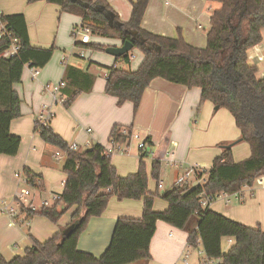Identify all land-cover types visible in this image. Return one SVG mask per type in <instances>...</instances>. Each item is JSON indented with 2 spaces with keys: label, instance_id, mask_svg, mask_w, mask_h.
<instances>
[{
  "label": "trees",
  "instance_id": "trees-1",
  "mask_svg": "<svg viewBox=\"0 0 264 264\" xmlns=\"http://www.w3.org/2000/svg\"><path fill=\"white\" fill-rule=\"evenodd\" d=\"M29 1L57 4L62 12L81 16V26L91 28L93 35L134 42V48L144 54L136 70L116 65L108 67L105 92L116 97L119 106L129 101L136 113L151 82L162 78L189 89L199 88L200 106L209 100L214 107L228 109L240 138L221 144V152L214 158L203 185H175L160 191L162 164L159 160L153 162L149 172L145 155H141L137 171L121 176L105 145L91 141L90 147L69 151L68 142L55 132L51 123L45 124L37 118L35 132L57 148L56 152L65 155L62 166L65 185L55 205L40 211L24 210L29 217L40 214L58 223L74 209L70 222L61 232L45 242L34 240L23 256L7 260L0 254V264H149L159 220L188 232V245L195 247L200 241L205 256L220 264H264V230L233 220L209 207L203 208L198 197L202 190L208 194L241 191L264 174V77L258 78L257 66L248 62V51L263 39L264 0H209L220 6L211 12L205 48L189 44L182 36L170 38L143 29L142 19L150 0L133 1L127 22L119 21L106 0ZM109 14L114 17V24L110 23ZM2 21L11 36L0 35V154L15 156L22 141L21 136L11 132L12 121L22 116V100L15 84L21 81L26 66L44 68L52 59L55 47L32 45L22 13L2 15ZM133 33L137 34L136 38ZM14 40L19 46L18 52L10 57L3 56ZM80 44L106 49L100 44L76 42ZM116 60L130 63L131 54ZM62 80L66 82L62 89L67 99L65 106L69 107L82 92L93 89L95 76L67 64ZM133 133L131 126L115 125L109 142L127 150ZM145 140L151 146L150 137ZM235 142L247 143L250 156L234 160L232 147L227 146ZM22 176L32 188L42 183V177L29 169H24ZM150 177L157 180L154 192L149 189ZM113 198L143 200L142 217H119L110 244L101 256L80 250L78 240L89 220L101 216ZM157 199L168 202V208L156 210ZM70 227V233L64 235ZM224 238L232 240L227 248L223 245Z\"/></svg>",
  "mask_w": 264,
  "mask_h": 264
},
{
  "label": "crops",
  "instance_id": "crops-1",
  "mask_svg": "<svg viewBox=\"0 0 264 264\" xmlns=\"http://www.w3.org/2000/svg\"><path fill=\"white\" fill-rule=\"evenodd\" d=\"M106 1L118 15L119 21L127 22L130 20L132 2L136 0ZM212 2L209 0H150L143 16L141 27L148 32L160 36L170 38L182 36L189 44L195 47L205 48L207 46V33L211 26V12L220 6L218 2H214V4ZM15 13L24 14L28 24L31 43L40 48L57 47L61 51H65L66 46L57 44L60 23L64 24L65 29L69 25L71 30H73V36H76L73 33L83 25L81 16L74 13L62 12L61 7L57 4L46 1L0 0L1 15ZM56 15L58 16L57 28H53L52 25L46 26L45 21L51 20ZM111 15L109 14V16ZM199 20L204 21L205 25L197 24V29L204 30L205 34H197L193 31L195 23ZM262 37V42L250 48L248 51V62L257 66L258 78L264 77V28L262 29ZM102 38H106V40L104 44L100 45H108V47L120 46L123 43L122 40L115 38ZM79 40L80 36H76L73 44L76 45V42ZM51 43L52 45H50ZM79 58L84 57L80 55ZM79 58H72V56L64 53L59 55L58 58L53 56L44 68L39 69L40 73L37 77H33L29 67L26 66L21 81L15 84V89L22 100V116L12 121L11 132L21 136L22 141L17 155L0 154V200L4 198L11 199L16 191L25 187V184L17 176V174H22L24 169H29L42 177V183H40V187H37L39 192L44 191L43 189L46 188V178L48 177L61 179V185L65 180L66 176L63 171L57 170L47 160V154L53 146L46 143L39 133L35 132L34 127L43 109V105L52 104L51 94L46 90L45 85L47 83L62 81L67 64L79 67L95 76L93 89L90 92H82L69 107L65 105L57 106L55 115L50 121L55 132L60 134L68 144L74 141L84 148L83 145L92 141L109 147L107 146L110 144L108 141L109 136L115 125L133 127L134 133H143V137L140 135L141 139L145 140L147 137H150L152 144L148 150H141L139 143L135 147L136 149H133V144L134 146L136 145L134 141L125 152L128 153L127 156H123L122 159L118 157L119 155L117 153L114 154V157L112 156V163L121 176H127L137 171L141 155H145L144 161L147 164L149 172H151L154 161L159 160L162 165L165 164L162 159L166 151L176 148V146L173 147V141L178 143L177 148L183 158L187 153V147L182 144L183 140L178 138L169 128L175 127L179 121L175 119L178 111V118L182 112L185 118H189L187 113L193 112L195 97H200L201 91L199 88H197V91H192L187 86L175 84L162 78H156L144 92L140 107L134 113L131 102L128 101L119 106L117 104V98L105 92L107 84L105 74L108 72V67L116 65L124 69L136 70L132 68L133 59L131 58L130 63L117 62L116 57L113 56L109 58L102 57L101 59L87 63ZM143 60L144 54L141 52L138 62L139 66ZM97 66H100L101 69H98ZM185 118L181 116L180 120L186 121ZM173 119L174 122L172 124ZM165 129L169 130L166 131ZM239 138L240 131L236 127L235 131L223 134L217 141H220L218 143L221 144H228ZM236 148L237 144L232 146V154ZM221 149V145L219 147L217 146L213 159L208 162V165L203 163L197 164L211 168L214 158L220 154ZM250 154L251 150L244 157H248ZM54 157L56 159H63L64 161L65 155L63 153L57 155L55 151ZM236 161H239V159ZM181 172L177 170L176 178ZM162 176L163 171H161L160 180L164 182L161 179ZM176 178L171 187L175 186ZM155 182L156 185L149 181V189L151 192L156 190V179ZM62 190L63 188L59 191ZM51 192L53 193L54 191ZM33 195L35 196V193ZM40 197L36 198V203H38L37 199ZM250 200L252 202L248 207L246 206L248 211L244 209L241 213V209L238 208L229 212L231 206L246 203ZM216 203H220V208L216 212L248 226H263L264 229V186L255 189H243L240 196L238 198L232 197L231 202L228 204L224 199H217L210 207L212 210H214L213 206ZM168 205V202L161 199L155 201L156 210H165L168 208ZM143 207V200H117L113 198L101 216L92 217L89 220L85 230L79 237L78 248L82 251L92 253L97 257L101 256L110 244L117 219L119 217L141 218L143 215ZM73 209L68 211L58 223H53L42 215L29 217L27 216L26 210L20 211V214L16 218H13L16 224H18L16 222L18 217H22L25 221H32L29 229L23 231L25 233V238L22 237L24 254L25 249L31 246L34 240L41 242L45 239L47 241L55 234L61 232L70 222ZM20 225L23 226V224ZM165 226L161 222H157L156 233L151 243V255L154 259L149 264H177V255L184 247V252L187 251L183 255L184 258L182 260L187 262L191 254V246L187 242L188 232L185 235L184 233L178 232L177 237L179 238L173 240L171 238H174L176 233L174 228ZM19 228L22 229V227ZM14 230L15 228L8 221L7 217L0 216V234L3 236V239L8 237L10 239L9 241H12L13 238L22 236L21 234L17 235ZM168 230L169 232L167 234L169 237L166 235L164 237L158 235V233H164V231ZM227 239L228 247L230 239ZM21 252L22 249H18L11 250L8 253L10 256L15 255L13 257L15 258L17 256H23L24 254ZM202 253L201 251L198 257H194L195 259L193 261L190 262L189 260L185 264H197L196 259H199L201 262ZM0 254L7 260H11V257H7L5 252L0 250ZM186 254L188 257L185 260ZM215 264H220V262L215 260Z\"/></svg>",
  "mask_w": 264,
  "mask_h": 264
},
{
  "label": "rangeland",
  "instance_id": "rangeland-1",
  "mask_svg": "<svg viewBox=\"0 0 264 264\" xmlns=\"http://www.w3.org/2000/svg\"><path fill=\"white\" fill-rule=\"evenodd\" d=\"M212 3L214 4V2H212ZM197 24L205 25V22L199 20L197 23H195L194 30H193L197 34L204 33V30L197 29L198 28ZM45 25L46 26L52 25L53 28H55V27L57 28L58 16L56 15V17H53L51 20L45 21ZM45 31H48V30H45ZM72 31L73 30H71V27L69 25L65 29L64 24L60 23L58 41H57L58 43L57 44L61 45V46H66V50L61 51L60 48L55 47V52L53 55L54 57L58 58V56L62 55L63 53L66 55L72 56V58H74V57L79 58L81 55L84 58H79V59L86 61L87 63H90L91 61H94V60L101 59L102 57H106V58L113 57L109 53H107L105 50L95 48L92 45H82V44L75 45V44H73V41H74L76 36L72 35ZM105 40H106V38H102V37H99L98 35L92 34L90 43H95L96 45L104 44ZM50 45H52V43ZM105 47L107 48L108 45ZM130 54H134V56L132 58L133 59L132 68L137 69L139 66L138 62H139V58L141 55V51L138 48H134L133 50L130 51ZM97 67H98V69H101L100 66H97ZM197 90H198L197 88H192V91H197ZM196 94H197V92H196ZM194 101H195V105L193 108V112H190L191 115H190V113H187L189 115V118H185V115L183 112L180 115V117L178 118V116H179V111H178L175 119L179 120V121L177 122L175 127H170L169 129H171L172 132L175 133L178 138H181L183 140V142H182L183 146L187 147V153L184 156V158H185L184 160L186 161V163L188 165H195L197 163H199V164L203 163V164L208 165V162H210L213 159L215 151L217 150V146L219 147V145H221V143H218L220 141H217V140L223 134L231 133L232 131H235V129H236L235 121H234V117L232 116L230 111L224 107L216 110V109H214L213 103L209 100L203 102L202 105L200 106V97L199 96L198 97L196 96ZM181 116H183L186 119V121L180 120ZM173 122H174V119L172 121V124H173ZM169 129H165V130L167 131ZM136 133H138V132H136ZM142 134H140V135L143 137ZM134 141L136 142V145L134 146V144H133L132 148L136 149L135 147L139 143V139H136L133 137L131 143ZM73 142L74 141H71V143H73ZM173 143H174L173 147H175V146L177 147L178 143L176 141H173ZM107 146H109V144ZM56 150H57V148H55V147L50 148V152L47 154V160L50 161V163L57 170L61 171L64 161H63V159H59V158L56 159L54 157V152ZM249 150H250V148H249L247 143L241 142V143L237 144V148L233 152L234 159L235 160H238V159L243 160V159L247 158L244 156H246L249 153ZM117 155H119L118 157L120 159H122V157L127 156L128 153L119 152V153H117ZM249 156L250 155H248V157ZM113 157H114V155H113ZM182 169L183 168L177 169L176 167H170V166H167L166 164H163L162 165L163 176L161 177V179L164 180L163 184H164L165 188L160 189V191L170 189L174 179L176 178L177 170L182 171ZM60 180L61 179L56 178V177L55 178L54 177L53 178L52 177L46 178L47 185H46V188L43 189L44 191H40L41 193L39 192V189L37 187L32 188L29 186V188L32 190L33 194L35 193V196H34L35 202H36V198L41 196L40 198L37 199L38 204H40V202L42 200H48L50 206L55 205L57 203V201L52 198V192L51 191H59L63 188ZM150 183H154L156 185L155 179L150 177ZM255 186H257V183H255ZM251 202H252V200H250L246 203H242V204H240V203L235 204V205L231 206V209L229 210V212H232L233 210L239 208V209H241V213H242V211H244V209L247 210V207ZM219 208H220V203H216L213 206V209L215 211L216 210L218 211ZM37 215H40V214H37ZM0 216L7 217L8 221L15 228V230H14L15 233H17V235H19V234L22 235L21 237L13 238L12 241H9L10 239L8 237H5L3 239V236H1V234H0V250L5 252L6 256L9 258L11 257V259L15 256V255H12V256L9 255L8 252L11 250L13 251V250L22 249L21 253L24 254L22 237L25 238V233L23 231L25 229H26V231L29 229V225H31L32 221H30V220L25 221L22 217H18L16 219V222L18 224H16L13 221V219L11 217H9L8 215L1 213ZM159 222H161L164 226L167 225L169 227L174 228V231L176 233H175V237L171 238L173 240H176L179 238V237H177L178 232L184 233V235L187 234V232L185 230L180 229V228H176V227L172 226L171 224L166 223L165 221L159 220ZM20 224H23V226ZM19 227H22L23 230ZM261 228L263 229V226H261ZM165 229H166V226H165ZM167 232H169V230L164 231V233H158V235L161 237H164L165 235L168 236ZM43 241H45V239H43ZM43 241H41V242H43ZM223 245H224V247H227V245H228V239L227 238L223 239ZM184 250H185V247L182 249V251H180L178 253L177 259H176L177 264H185L189 260H190V262L193 261L195 259L194 257H198L199 253L201 251L203 252V247H202V244L200 241H198V243L195 247H191L190 248L191 254L188 257L187 262H184L182 260L184 258L183 255L187 251L186 250L184 252ZM203 254L204 253H202V255ZM153 259H154V257L152 256L151 261ZM196 263L201 264L199 259H196ZM163 264H170V263H163Z\"/></svg>",
  "mask_w": 264,
  "mask_h": 264
},
{
  "label": "built area",
  "instance_id": "built-area-1",
  "mask_svg": "<svg viewBox=\"0 0 264 264\" xmlns=\"http://www.w3.org/2000/svg\"><path fill=\"white\" fill-rule=\"evenodd\" d=\"M75 34L77 37L80 36V41L82 43L91 42V35H92L91 28L87 26H80L75 31ZM0 35L11 36V34L7 33L6 31L5 23L2 21L1 14H0ZM15 41L16 40L13 41L11 47L8 50L2 53L3 56L10 57L18 52L19 46L15 43ZM133 56L134 55L132 54L131 58H133ZM29 69L33 77H37L40 73V70L37 68L29 67ZM105 76L106 77L108 76V72L105 74ZM65 85L66 82L63 80L57 83H47L45 85L46 90L51 94L52 104L43 105V109L38 116V120L42 121L45 124L50 123V121L55 115L56 107L66 104L67 102L66 96L63 95L62 93V89L65 87ZM133 137L139 139V148L141 150L143 151L148 150L150 144L146 140L141 139L139 133H133ZM91 143L92 142L89 141L88 143H86V145H83V147L84 148L90 147ZM106 148H107V154L109 156H113L114 154L119 152L125 153L127 151L126 148H124L122 145L113 144V143H110L109 147ZM81 149H83L82 145H80L77 142L69 143L68 145L69 151H77ZM60 154H61L60 152H57V155ZM162 160L167 166L183 168L182 172L179 173L176 178L175 181L176 186H182V185L201 186L207 181V175L210 171V168L203 167L198 164L188 165L184 160V158L181 156V152L177 147L171 150L168 149ZM17 176L25 184V187L16 191L11 199L4 198L0 200V213L8 215L13 219L16 218L20 214V211H23L24 209H28L31 211H40L43 207L50 206L48 200H42L40 204L36 203L33 192L27 185L26 179L23 178L22 174H17ZM255 183H257V186H255ZM64 185H65V180L62 183V186ZM261 186H264V174L257 177L252 185H246L243 187V189H255ZM158 188L159 189L164 188V184L162 180L159 181ZM241 191H235L231 193L222 191L217 194H208L204 190H202L198 194V197H199L200 205L203 208H207V207L210 208L213 202L216 201L217 199H224L227 204L230 203L232 197L238 198L240 196ZM60 197H61V191H54L52 193V198L55 199L56 201H58ZM231 242L232 240L230 239V243ZM187 257L188 255L186 254L185 260L187 259ZM201 264H215V260L209 259L205 256V254H203L201 259Z\"/></svg>",
  "mask_w": 264,
  "mask_h": 264
},
{
  "label": "water",
  "instance_id": "water-1",
  "mask_svg": "<svg viewBox=\"0 0 264 264\" xmlns=\"http://www.w3.org/2000/svg\"><path fill=\"white\" fill-rule=\"evenodd\" d=\"M108 18H109L110 23L114 24V22H115L114 17L111 15V16H108ZM116 24H119V23L116 22ZM133 36H134V38H136L137 34L133 33ZM133 49H134V42L131 40H125V41H123L122 45L107 47L105 49V51L107 53H109L110 55L117 58V57L128 54ZM215 109L218 110L219 106H216ZM235 144H236V142L228 145L227 147H232ZM71 229H72L71 227L66 229L63 234L68 235L70 233Z\"/></svg>",
  "mask_w": 264,
  "mask_h": 264
}]
</instances>
